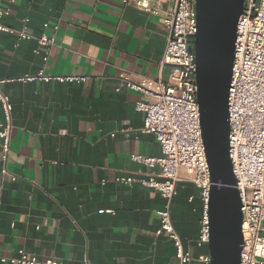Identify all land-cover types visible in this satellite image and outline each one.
<instances>
[{"label":"crops","instance_id":"1","mask_svg":"<svg viewBox=\"0 0 264 264\" xmlns=\"http://www.w3.org/2000/svg\"><path fill=\"white\" fill-rule=\"evenodd\" d=\"M173 4L158 1V13L125 0L11 4L5 24L36 35L53 34L56 24L59 29L50 49L0 31V77L9 79L3 90L14 106L8 173L2 172L0 138V264H17L2 257L18 256L20 249L65 264H180L174 241L157 233L167 199L153 187L118 180L159 172L132 159L163 151L155 134L143 131L144 112L136 109L141 93L119 75L128 69L170 80L162 59ZM42 69L87 79H17ZM4 119L0 104V123ZM171 212L194 256L189 264H210L199 259L210 250L209 243L198 244L203 201L191 178L179 182Z\"/></svg>","mask_w":264,"mask_h":264},{"label":"built area","instance_id":"2","mask_svg":"<svg viewBox=\"0 0 264 264\" xmlns=\"http://www.w3.org/2000/svg\"><path fill=\"white\" fill-rule=\"evenodd\" d=\"M168 0H125L158 13L157 2ZM15 0H0V31L16 34L19 40L37 39L39 44L50 49L56 45V32L39 35L5 24L2 19L9 14ZM197 0H174L167 12L165 23L169 29L162 65L170 67V80L135 76L122 69L119 77L126 87L141 93L136 109L144 112V132L154 133L162 147L160 157L134 154L132 159L150 169L159 168L147 177L128 175L119 181L133 186L139 182L159 190L167 199L164 209L158 211L161 225L158 234H167L175 243L180 264H189L194 256L175 227L171 212L173 199L179 193V182L191 178L201 189L203 216L199 245L210 241L209 201L211 170L206 155L201 109L198 100L197 61L190 50L198 31ZM45 28L50 24L46 22ZM18 44V42L16 43ZM37 53L39 49L35 50ZM48 54V53H47ZM45 60L48 55H45ZM41 79L43 81H84V75H52L42 69L38 75H25L18 80ZM9 79L0 77V104L5 119L0 123V138L3 147V173H8L7 162L12 148L13 102L3 90ZM230 157L240 191L244 213V242L240 264H264V0H245L244 10L237 26L235 56L229 89ZM12 179H17L12 174ZM106 180H103L105 183ZM199 259L210 263L211 256L200 255ZM2 261L17 264H65L49 257L41 259L25 249L18 256H3ZM90 264L88 260L84 263Z\"/></svg>","mask_w":264,"mask_h":264},{"label":"water","instance_id":"3","mask_svg":"<svg viewBox=\"0 0 264 264\" xmlns=\"http://www.w3.org/2000/svg\"><path fill=\"white\" fill-rule=\"evenodd\" d=\"M245 0H197V61L201 127L211 170L210 264H240L244 213L230 157L229 89L237 26Z\"/></svg>","mask_w":264,"mask_h":264}]
</instances>
